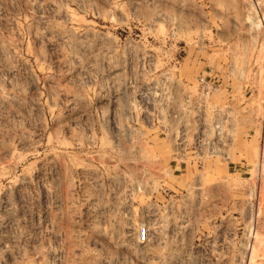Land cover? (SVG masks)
I'll use <instances>...</instances> for the list:
<instances>
[{"label":"rangeland","instance_id":"obj_1","mask_svg":"<svg viewBox=\"0 0 264 264\" xmlns=\"http://www.w3.org/2000/svg\"><path fill=\"white\" fill-rule=\"evenodd\" d=\"M253 8L0 0V264H264V125L242 118L228 169L191 151L186 102L221 75L262 111Z\"/></svg>","mask_w":264,"mask_h":264},{"label":"built area","instance_id":"obj_2","mask_svg":"<svg viewBox=\"0 0 264 264\" xmlns=\"http://www.w3.org/2000/svg\"><path fill=\"white\" fill-rule=\"evenodd\" d=\"M252 3L257 12L255 21L264 24L263 0H252ZM198 82L196 93L186 99L189 106L201 112L197 117L202 120L191 151L201 154V159L221 157L230 161L231 148L235 145L242 118L247 117L264 125V101L262 111L258 110L255 88L251 83H244L241 94L233 82L225 81L221 75L217 79L200 76ZM216 95H219L218 104L215 102ZM263 158L255 166L260 173L264 170ZM146 237L147 229L142 226L140 238L144 241Z\"/></svg>","mask_w":264,"mask_h":264},{"label":"crops","instance_id":"obj_3","mask_svg":"<svg viewBox=\"0 0 264 264\" xmlns=\"http://www.w3.org/2000/svg\"><path fill=\"white\" fill-rule=\"evenodd\" d=\"M253 131L256 133V130H254L253 129ZM235 145L231 148V154H232V160H230V161H227V163H228V169H230V167L233 165V164H231V162L233 163V157H234V155L236 156V155H238L237 153H236V150H235ZM234 150V151H233ZM245 165V164H244ZM243 166V165H242ZM236 167H241V165H240V163L238 162V163H235V165H233V168H236ZM160 208L164 211V209H165V204H163V205H160ZM163 213V212H162Z\"/></svg>","mask_w":264,"mask_h":264}]
</instances>
